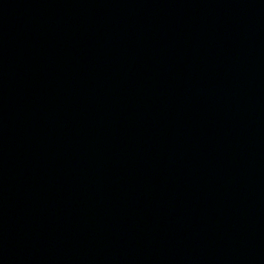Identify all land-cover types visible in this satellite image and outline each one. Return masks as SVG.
Returning <instances> with one entry per match:
<instances>
[{
	"label": "water",
	"instance_id": "water-1",
	"mask_svg": "<svg viewBox=\"0 0 264 264\" xmlns=\"http://www.w3.org/2000/svg\"><path fill=\"white\" fill-rule=\"evenodd\" d=\"M5 1L171 263L264 264V0Z\"/></svg>",
	"mask_w": 264,
	"mask_h": 264
}]
</instances>
